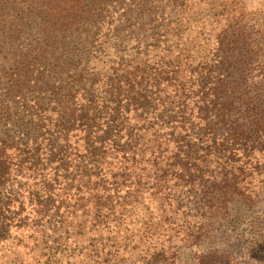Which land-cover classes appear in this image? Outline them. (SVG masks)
<instances>
[{
  "label": "trees",
  "instance_id": "trees-1",
  "mask_svg": "<svg viewBox=\"0 0 264 264\" xmlns=\"http://www.w3.org/2000/svg\"><path fill=\"white\" fill-rule=\"evenodd\" d=\"M252 11L0 0V264H172L252 198L264 183Z\"/></svg>",
  "mask_w": 264,
  "mask_h": 264
},
{
  "label": "rangeland",
  "instance_id": "rangeland-1",
  "mask_svg": "<svg viewBox=\"0 0 264 264\" xmlns=\"http://www.w3.org/2000/svg\"><path fill=\"white\" fill-rule=\"evenodd\" d=\"M252 13L244 22L256 43L254 57L264 69V0H249ZM227 215L219 218L215 229L197 247H181L172 264H195L198 252H220L219 264H264V183L246 202L234 199ZM170 264V263H163Z\"/></svg>",
  "mask_w": 264,
  "mask_h": 264
}]
</instances>
